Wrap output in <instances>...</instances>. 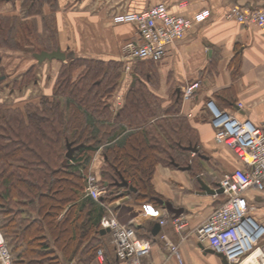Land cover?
<instances>
[{
  "label": "trees",
  "instance_id": "trees-1",
  "mask_svg": "<svg viewBox=\"0 0 264 264\" xmlns=\"http://www.w3.org/2000/svg\"><path fill=\"white\" fill-rule=\"evenodd\" d=\"M15 1L0 0V50L7 52L19 49L17 17L5 15V5ZM22 10L25 16L37 14L36 0H24ZM57 62L51 96L16 106L0 102V234L15 264L92 261L101 246L102 210L92 199H80L98 150L104 166L94 177L107 192L101 204L124 194L136 202H154L151 181L157 166L202 173V167L186 157L191 152L184 148L189 146L197 149L196 161L205 156L189 121L179 115L181 93L161 111L146 87L136 82L114 109L120 63L80 56ZM37 64L13 87L33 82ZM67 144L78 147L70 160L65 159ZM121 181L136 192L123 188L118 193Z\"/></svg>",
  "mask_w": 264,
  "mask_h": 264
},
{
  "label": "crops",
  "instance_id": "crops-1",
  "mask_svg": "<svg viewBox=\"0 0 264 264\" xmlns=\"http://www.w3.org/2000/svg\"><path fill=\"white\" fill-rule=\"evenodd\" d=\"M23 1L17 0L5 5V15L16 16L18 27L27 28L29 25L39 36L51 31L53 48L45 51H71L74 56L122 65L121 70L125 76L119 80L113 107L118 97L122 101L127 88L133 87L136 82L146 87L161 111L178 98L185 85L198 83L199 87L194 96L185 103L181 100L179 115L185 117L194 129L198 150L201 153H210V156L204 157V163H209L211 157L222 172H232L239 166L228 149L214 142L213 129L203 110L207 101L212 100L221 110L239 121H249L264 131V28L240 25L224 17L225 12L232 6L264 11V0H36L39 12L33 16H25L24 10L19 11ZM9 4L13 6L12 10H8ZM160 4L176 17L190 19L201 11H209V18L194 25L182 39L170 46L167 55L159 63L125 62L120 55V49L135 37V30L131 25H114L112 17L122 13H137ZM29 50L34 51V48L26 45L19 51L21 56L16 58L17 62H12L9 52L0 51V76L5 77L3 85L9 88L3 93L5 97L0 96L1 103L16 106L52 95L60 66L57 61L47 65L37 64V68L44 75L50 73L49 69L53 67L51 87L47 90L50 92L43 89L44 83H41L40 78L36 79L38 73H35L34 82L21 88H12L15 82L22 79L26 70L19 71L20 62L25 61L22 53ZM31 58L33 59L32 55ZM125 67H128L127 71H124ZM134 74L137 80L132 85ZM238 104L241 108H238ZM101 153L98 150L92 160L88 169L89 175L97 177L104 166ZM221 165H227L225 170ZM205 175L207 178L203 174L195 175L177 168L157 166L151 181L157 194L154 202H136L134 196L128 194L109 203L94 202L102 210L100 220L103 217H116L132 228L138 237L150 241V255L143 261L146 264H178L174 257H170L166 242L178 246L182 264H221V259L209 253L210 250L200 245L194 233L192 234L222 200L219 195L203 193L198 179L210 189H215V184L218 183L208 182V178L213 179L215 176L209 170ZM118 192L122 194L124 189L121 188ZM244 197L252 208L250 216L264 227V193L248 189ZM84 199L87 197L82 192L80 200ZM160 202H167L174 209H181V217L187 226L177 232L171 222L173 214L159 217ZM160 220L165 221L162 226L159 225ZM151 223H157L160 227L156 236L151 235ZM162 235L166 240L161 239ZM98 241L101 244L99 249L104 253L105 264H114L116 257L110 235L99 233ZM259 245L264 246V237ZM69 264L81 263L73 259ZM88 264H96L95 255Z\"/></svg>",
  "mask_w": 264,
  "mask_h": 264
},
{
  "label": "built area",
  "instance_id": "built-area-1",
  "mask_svg": "<svg viewBox=\"0 0 264 264\" xmlns=\"http://www.w3.org/2000/svg\"><path fill=\"white\" fill-rule=\"evenodd\" d=\"M224 17L240 25L264 28V11L232 6L225 12ZM208 18L209 11H201L190 19L176 17L160 4L137 13L116 14L111 21L114 25H131L135 30V37L120 49V55L125 62L159 63L167 55L170 46L182 39L194 25H199ZM198 87V83L185 85L181 91L182 103L190 100ZM1 88L0 82V90ZM115 106L120 107L119 97ZM203 108L214 132V142L228 149L239 166L219 181L223 191L222 200L192 234L194 233L200 245L222 255L228 264H264V246L259 245L264 237V227L250 216L252 208L244 197L248 189L264 193V131L249 121H239L221 110L212 100L207 101ZM238 108H241L240 104ZM187 116L190 118V115ZM83 192L85 197L95 202H99L106 194L92 175L86 178ZM171 222L177 232L187 226L181 216L172 217ZM164 223V220L159 221L160 226ZM99 229H109L116 264H146L143 261L151 252L149 240L138 237L132 228L113 216L103 217L99 221ZM161 239L166 240V237L162 235ZM166 246L170 257L182 264L178 246L170 242H166ZM95 261L96 264H105L102 249L96 251ZM0 264H15L1 234Z\"/></svg>",
  "mask_w": 264,
  "mask_h": 264
},
{
  "label": "rangeland",
  "instance_id": "rangeland-1",
  "mask_svg": "<svg viewBox=\"0 0 264 264\" xmlns=\"http://www.w3.org/2000/svg\"><path fill=\"white\" fill-rule=\"evenodd\" d=\"M52 32H53V30H52ZM16 34H17V41H18V44H19V46H18V51H9V54L12 56V62H14V61H16L17 62V60H16V58H18L19 56H21L20 54V52H19V50H23L24 48H25V46L27 45V46H30V47H32V48H34V51H31V50H29V51H26V52H24V53H22V57H23V59L25 60V61H23V62H20L21 63V67H20V70L19 71H22V70H24L25 68L27 69L30 65H32V64H34V65H36V62L31 58V55L32 54H34V53H39V52H41L40 51V49H42V50H51V48H53V34L51 33V31H46L45 32V35H42V36H39V35H37L36 33H35V30L31 27V26H29L28 25V27L26 28V27H18L17 29H16ZM1 51V50H0ZM50 52H53V51H50ZM1 53V52H0ZM66 54V56L67 57H69V58H71L72 56H73V53L71 52V51H68V52H66L65 53ZM52 61H50V63H51ZM41 64H45V65H47V64H49V61H44V62H42ZM40 64V65H41ZM23 66V67H22ZM52 66H53V63H52ZM51 66V67H52ZM52 70H53V67L52 68H50L49 69V71H50V73H48V74H46V75H44V74H42V72L40 71V69H38L37 68V66L35 67V73H38V76H36L37 78L36 79H38L39 80V78H40V80H41V83L43 84V89H45L46 91L48 90V89H50V87H51V85H50V78H52ZM50 85V86H49ZM13 87V86H12ZM13 88H17V87H13ZM127 89H129V88H127ZM9 90V88H3V90L2 91H0V96L1 95H3V93L5 92V91H8ZM47 92H50V91H47ZM39 93H41V94H44V92L43 91H39ZM38 93V94H39ZM3 97H5L4 95H3ZM19 97V96H18ZM3 99H5V98H3ZM121 102V101H120ZM205 153V154H204ZM203 154H204V156H208L209 154H207L206 152H204ZM210 156V155H209ZM186 157H188L189 158V160L190 159H194L195 161H194V164L197 166H199L200 165V167H202V173H200V174H203V176L205 177V178H207V175H205L206 174V171H210L211 173H213V175L215 174V176H213V179H210V178H208V182H219L225 175H227L228 173H230V172H227V170H225V166H227V165H221V168H224L223 170H225L224 172H222V171H220V168H218L219 167V165L218 164H216V162H215V160L213 159V158H211L210 157V162L209 163H204L205 161H204V158L203 159H200V161H196V156H194L193 154H191V153H189V154H187L186 155ZM229 158V157H228ZM180 159H182V158H180ZM183 160V159H182ZM227 163L228 164H230L229 163V161H227ZM182 164H184V163H182ZM217 172V173H216ZM194 184V183H193ZM196 185H197V183L195 182V184H194V187L196 188ZM107 193V192H106ZM117 193V192H116ZM119 193V192H118Z\"/></svg>",
  "mask_w": 264,
  "mask_h": 264
},
{
  "label": "water",
  "instance_id": "water-1",
  "mask_svg": "<svg viewBox=\"0 0 264 264\" xmlns=\"http://www.w3.org/2000/svg\"><path fill=\"white\" fill-rule=\"evenodd\" d=\"M33 59L38 63H42L44 61H60V62H65L68 59H72L74 57V55L69 58L66 56L65 53L60 52L59 50L53 51V52H40L37 54H33L32 55ZM125 76V74L123 73L121 75L120 81L122 80V78ZM136 75H132V85L134 84L135 80H136ZM3 80V79H1ZM78 147L76 148H71V146L69 144H67V152L65 154V159L66 160H70L72 157V154L75 150H77ZM185 150L196 154L197 153V149L195 147H187L184 148ZM175 167L178 170L181 171H189L190 167H178L177 165H175ZM198 182L200 184L201 190L203 191L204 194L207 195H222V189L220 188L219 183L215 184V189H210L207 185L203 184L199 179ZM120 188H125L127 189L126 192H136V190L134 188H132L131 186H129L126 182L121 181V183L119 184ZM173 214L175 217H178L179 215L182 214V210L181 209H174L172 207V205L170 203H164V202H160V211H159V217H165L167 214ZM152 224V223H151ZM153 230L151 231V235L152 236H156L160 230V227L157 223L152 224ZM100 235H105L109 233V229H105V230H100L99 231ZM211 254H215L216 256H218L221 259V264H228L227 261L225 260V258L217 253H214L213 251H208ZM115 262H117V259L115 260Z\"/></svg>",
  "mask_w": 264,
  "mask_h": 264
},
{
  "label": "bare ground",
  "instance_id": "bare-ground-1",
  "mask_svg": "<svg viewBox=\"0 0 264 264\" xmlns=\"http://www.w3.org/2000/svg\"><path fill=\"white\" fill-rule=\"evenodd\" d=\"M243 264H248V262H245V263H243Z\"/></svg>",
  "mask_w": 264,
  "mask_h": 264
}]
</instances>
